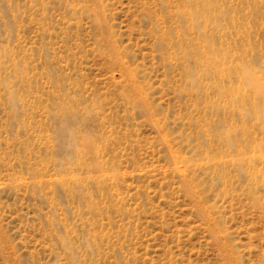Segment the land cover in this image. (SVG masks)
Instances as JSON below:
<instances>
[{"label": "rangeland", "instance_id": "rangeland-1", "mask_svg": "<svg viewBox=\"0 0 264 264\" xmlns=\"http://www.w3.org/2000/svg\"><path fill=\"white\" fill-rule=\"evenodd\" d=\"M258 92L264 0H0V264H264Z\"/></svg>", "mask_w": 264, "mask_h": 264}, {"label": "bare ground", "instance_id": "bare-ground-1", "mask_svg": "<svg viewBox=\"0 0 264 264\" xmlns=\"http://www.w3.org/2000/svg\"><path fill=\"white\" fill-rule=\"evenodd\" d=\"M184 14V13H183ZM188 14H191V12L188 10ZM249 79V78H248ZM250 81H252V82H256V79H254V77L253 78H250L249 79ZM256 97H255V99H257V102H259V106H260V111H259V113L260 112H264V110L262 109V106H263V104H264V99H263V93L262 92H258V93H256V95H255ZM69 136V135H68ZM67 139V138H66ZM72 139V138H71ZM70 139V140H71ZM71 142V141H70ZM69 142V143H70ZM83 143V145L85 146V151L86 152H91L92 150H94V146L92 145V143L89 141V139H88V137L87 136H85L84 137V139H83V141H82ZM68 143V144H69ZM73 143H75V142H73Z\"/></svg>", "mask_w": 264, "mask_h": 264}]
</instances>
